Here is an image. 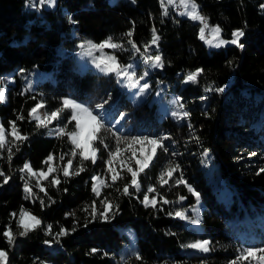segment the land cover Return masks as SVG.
<instances>
[{"label":"trees","instance_id":"16d2710c","mask_svg":"<svg viewBox=\"0 0 264 264\" xmlns=\"http://www.w3.org/2000/svg\"><path fill=\"white\" fill-rule=\"evenodd\" d=\"M196 2L208 23L220 26L221 35L230 36L235 28H242L244 47L227 44L208 49L199 39L200 22L179 14L178 6L166 5L164 15L161 0H56L53 7L40 5L39 0H0V84L6 92V100L0 102V123L9 142L0 149V171L10 177L7 184L0 177V249L8 254L7 264H229L240 249L264 248V173L257 174L264 168V0ZM69 16L75 23L69 22ZM153 28L160 39L147 55H160L163 67L151 68V83L154 88L156 77L167 78V88L177 93L190 113L187 118L160 115L154 101L132 102L115 74L78 65L79 41L85 37L94 41L112 37L123 46L117 51L119 60L132 55L142 60ZM129 31L139 52L128 44L125 34ZM197 69L203 72L195 83L182 81ZM220 87L224 88L221 93L206 91ZM64 94L91 106L109 101L103 109L106 125L112 128L119 121L111 132L101 133L109 150L116 147L113 132L168 137L163 140L166 151L158 148L150 166L139 175V191L129 188L130 196L118 191L123 179L112 183L105 164L108 151L98 142L95 146L101 151L96 163L84 161L83 172L64 177L61 169L71 158L73 146L67 136L38 128L28 115L36 103L42 102L49 113L57 109ZM120 113H125L122 120ZM68 115L65 112L50 124L61 127ZM9 121H15L27 139L12 144ZM73 127L74 122L68 130ZM8 147L13 152L11 161ZM49 154L56 171L46 179L19 171L25 162L33 170H46ZM131 163L136 167L134 160ZM170 163L179 169L161 185L158 178ZM79 166L77 155L69 171ZM94 175L110 185L98 186L99 197L92 191ZM181 176L200 194L199 199L184 184H176ZM54 177L59 184H51ZM25 181L31 196L24 191ZM149 186L156 189V207L141 203ZM181 195L186 199L179 201ZM104 198L114 206L108 222L96 220L84 227L90 219L89 206L96 201L100 208L98 202ZM194 205L199 206L197 214L189 212L187 219L174 215ZM21 207L41 221L26 236L19 235L23 229L16 223ZM193 219L200 222L193 224ZM48 225L52 234L45 235ZM6 227L16 236L12 245L2 235ZM61 227L69 232L57 243L54 235ZM197 240H209L212 250L204 253L186 247ZM134 253L142 259L137 260Z\"/></svg>","mask_w":264,"mask_h":264},{"label":"snow or ice","instance_id":"6c2138e0","mask_svg":"<svg viewBox=\"0 0 264 264\" xmlns=\"http://www.w3.org/2000/svg\"><path fill=\"white\" fill-rule=\"evenodd\" d=\"M133 3H135V0H132ZM175 0H167V4H174ZM56 3V0H39L40 5L47 4L49 7H53ZM180 6L184 8V12L181 13V15H186L190 20L192 21H199L200 22V28H199V39L205 40V42L211 46L220 48L224 45L231 44L235 45L239 48H243L244 45L240 42L241 37L245 36V32L243 29H236L233 30L231 33L232 39L231 40H224L221 38V32L222 29L219 25L215 26H209L208 18L204 15H202L198 9L199 5L196 2V0H180ZM161 7L164 8V15L168 14V9L165 7L164 0H161ZM261 8H264V5H261ZM70 23H75L73 18L71 16L68 17ZM210 28V34L212 39L206 40L205 39V32L206 29ZM128 39V44L131 45L132 49L135 52H139L140 49L137 47L136 43L131 39L132 32L129 31L125 34ZM160 37L157 35L156 29L153 28L151 32V39L148 43L144 45V57H143V63L148 65L151 68H162L163 62L160 55L150 56L147 55L149 48L151 45H156ZM87 46L88 54L91 55L92 51H99L101 52V56L95 58L93 60V63L95 64V67L99 69L100 72L104 73L105 75L108 74H115L116 77L119 78L123 77L126 81V84L130 88H137V85L139 84V80H134L133 78L136 76L135 71H130V69L133 68L131 64L129 65H122L118 62L117 57L115 55H104L103 49L105 48H111V49H119L123 46L120 43L114 42L112 37H108L106 40L102 41L99 44L93 43L91 41L83 42L81 45L82 47ZM229 65H232V61L228 62ZM24 70L21 69V72ZM203 72V69H197L195 72L189 73L186 77L184 82H196L197 77ZM147 75V72H145L143 75L140 76V80L144 78V76ZM150 85L148 83H143L139 86L138 91L135 93L136 96H142L146 90H148ZM214 90L217 93H221L224 91V88H215V89H206V91H212ZM181 98L177 97L173 101L174 104H176L177 110H174L171 112V115L180 120L183 118H187L190 113L187 111H181L184 108V105L179 103ZM204 99V97H202ZM6 100V95L4 90H0V102H3ZM108 100H104L102 103L96 104L95 110L85 106L82 103L77 102L74 99L71 98H63L61 101L60 107L57 109L51 111L50 113H46L43 118H41L39 115H36L37 111L44 107L43 103H37L32 109L29 110V117L33 118L37 124L36 126L47 128L48 124L52 123L54 120H60L62 119V114L65 112H70V115L67 116V123H65L63 126L58 127L56 129L55 134L57 136H67L69 142L73 146L70 150V156L71 158L68 159L67 164L63 166L61 171L63 172V175L65 178L72 176V175H79L81 172H83L85 169L83 167L84 161L91 160L93 164L97 161V154L99 151H101L100 148H98L96 143L98 142L100 145H103V149L108 151V159L105 161V164L107 165V171L111 173V181L114 184L118 179L122 178L121 173L117 171L114 168V162L119 161L121 168L126 169L127 173L130 174L131 180L124 184L122 190L118 189V191H122L123 195H132V193L129 191V188H134L137 191L140 190V182H139V175L145 171L150 166V162L153 160V157L156 153V150L158 148H164L166 151V147L163 144V140L167 139L168 137H149L144 135H136V136H119L116 135L115 132L112 133L113 136L116 138V147L114 150H109V145L105 143V140L102 138L101 133L104 130H107L109 132L112 131V128L116 127V124H119V121L116 122V124L112 125V128L107 127L105 122V115L103 113L104 106L108 103ZM100 110V111H97ZM207 114V113H206ZM125 116V113H120V119L122 120ZM18 120H23V116H17ZM74 122V127L72 130H68L69 125H71ZM9 125L11 128L10 133L8 135H11L13 137V140L11 141L12 144H17V142H23L27 137L22 136L16 126L15 121H9ZM189 128H191V125L189 124ZM194 139H196L194 137ZM9 142L6 139V130L2 124H0V149H4L5 146ZM123 145V147H122ZM136 145H139V151L141 152V157L137 158L136 153ZM148 149L147 152H145V149ZM8 160L11 161L13 152L12 148L8 147ZM19 150L17 146V151ZM79 150V151H77ZM207 152V150H205ZM125 152H130L131 156H125ZM79 155L80 157V166L76 168L74 171H69V169L72 167L73 159ZM254 155V154H253ZM64 159V155L60 156V160ZM53 160V155L49 154L47 157L45 163L48 164V172H40L39 177L40 178H47V176L56 171L55 168H53L50 164V162ZM135 160L136 167L133 168L131 166V162ZM179 169V165L173 166L171 163L169 166L160 174L159 183L161 185H165L168 183V179L172 177V173ZM21 173H24L27 171L29 176H36L37 173L33 171L31 165L29 162H25L22 166V168L19 169ZM264 173V168L259 169V172L257 174ZM0 177H3V183L7 184L10 180V177L5 175L3 171H0ZM165 177H168V179H165ZM21 179H24V176H21ZM92 191L96 194V196H100V188L98 187V184L102 187H110V185L102 180L98 176H92ZM58 178H53L51 181V184L57 185L59 184ZM176 184H184L185 187H187L188 191L197 199H199V193L196 192L190 185L186 183V181L181 176L179 179L176 180ZM37 187H39V182H37ZM24 191L31 196L32 191L29 187V184L27 181H25L24 184ZM41 191H44L43 188H41ZM66 191V190H65ZM156 192V189L152 186H149L147 191L144 193L143 200L141 203L144 204L145 207H156V197L152 196L151 199L149 198L148 193ZM186 197L179 196V201L185 200ZM161 200H163V203L167 204L169 203L168 200L163 199L161 197ZM100 208L97 207V202L93 201V203L89 206L90 207V219L86 221V223L83 225L84 227H87L88 224L92 223L93 221L99 220L102 222H108L110 219L111 214L113 213V204L110 200L107 198H104L102 200H99ZM41 205H44V201H41ZM88 209L86 208L85 211ZM13 217H15V213L11 214ZM66 216L69 215H75V213H65ZM168 215H173L172 212H169ZM176 217H179L181 219H187L185 216V213L183 211H176L174 213ZM19 220H17V227L22 228L23 230L19 232L20 236H26L28 232L38 228L41 224V221L35 217L30 215L23 207H21L20 213H19ZM31 221V223L26 222V218ZM199 219H193L191 223L197 224L199 223ZM52 225L47 226V231L45 232V235L52 234L51 232ZM71 231H76V228L73 227ZM69 230L61 227L59 232L55 233L54 239L56 242H59V237L67 235ZM2 235L6 238L7 243L9 245H12L15 242V234L11 230V228L5 229V231L2 233ZM45 244H50L51 241L45 240ZM211 242L209 240H197L193 243H190L186 245L188 248L197 249L200 252L207 253L211 251L210 247ZM97 249H91V252H97ZM239 254L233 259L229 261V264H245V262H248V264H251L252 261H257V264H264V248H254V247H248L238 250ZM107 255V253H105ZM135 258L137 260H141L142 257L138 253H134ZM8 260V254L5 250L0 249V264H7ZM40 264H44L43 261H40ZM126 264V261H125Z\"/></svg>","mask_w":264,"mask_h":264},{"label":"rangeland","instance_id":"374dc122","mask_svg":"<svg viewBox=\"0 0 264 264\" xmlns=\"http://www.w3.org/2000/svg\"><path fill=\"white\" fill-rule=\"evenodd\" d=\"M178 1L180 3V0H178ZM164 3H165V7H166L167 0H164ZM175 7H177V6H175ZM184 11L185 10H184L183 7H181L180 9L178 8V10H177V12L179 14H181ZM198 11H199V9H198ZM184 16H186V15H184ZM215 25H218V24L217 23H211V24H209L210 27L211 26H215ZM200 26H199V28H200ZM236 29H242V28H235L234 30H236ZM198 34H199V32H198ZM107 38H104V39H102L100 41H94V40H92L90 38L85 37V38H82L79 41V51L77 53V62H78V65L81 68L89 67L92 70H98L99 71V69H97L95 67V64L93 63V60L95 58L101 56V52L93 50L92 53H91V55H89L88 54V51H87V46L85 45L84 47H82L81 45L83 44V42H86V41H91L93 43L99 44L102 41L106 40ZM221 38L224 39V40H231L232 39V36L231 35L230 36H223V35H221ZM205 39L206 40L212 39L211 34H210V28L209 29H206ZM113 41L114 42H117L115 40H113ZM204 42H205V40H204ZM206 45H207V48L208 49L211 48V46H209L207 43H206ZM119 49L105 48V49H103V54L106 55V56L107 55H115L117 57V60H118V62L120 64H122V65H129V64H131L133 66V68L130 69V71H135L136 72V76L133 79L134 80H139V84L137 85V88H130V87H128L127 84H126V81L124 80L123 77L119 78V81L120 82H118V78L116 77V82H117L118 86L120 88H123V89L126 90L127 94L130 97V100L132 102L141 101L143 99H147L148 102L154 101L156 103V107H157L158 112H159L160 115L167 114V113L171 115V112L172 111L177 110V107L178 106L176 104H174L173 101L175 100V98L178 97V95H177V93L172 88H169V87L167 88L168 79L167 78H159V77H156V86L153 88V85L151 83V81L153 79V76L150 74L151 67H149L148 65L144 64L143 63V59L141 60V57L139 55H132L128 60H126L124 62L121 61V60H119L118 54H117V51ZM145 72H147V75H145L144 78L142 80H140L139 79L140 76L143 75ZM184 80H185V78L182 81L184 82ZM143 83H148L150 85V87H149L148 90H146V92L142 96H139L138 97V96L135 95V93L138 91L139 86L142 85ZM0 90H4L5 91V86L0 84ZM5 95H6V92H5ZM63 98H71V99H74L77 102L82 103L85 106H88V107H90V108H92V109L95 110V106L89 105L86 102V100H84V99H80V98L74 97V96H72L70 94H64L62 96V99ZM179 103H180V101H179ZM97 111H100V110H97ZM181 111H185L184 108ZM46 113H49V112H47V110L43 107V108H41V109H39L37 111L36 115H39L41 118H43ZM58 127H60V126L48 124L47 131H48V133H53V132L56 131V129ZM135 147L137 149L136 157L137 158H140L141 155H142L141 152L139 151L140 146L139 145H136ZM147 151H148V149L146 148L145 149V152H147ZM129 156H131V153H130ZM209 164H210L209 162L206 163V165L208 167L210 166ZM131 166L133 168H135L132 165V163H131ZM114 168L121 173V177L123 179L124 184L131 180L130 174L127 173L126 169H122L121 168V165H120L119 161L114 162ZM33 171L37 173V175L35 177L38 178V179H40L39 173L40 172L47 173L48 167H47L46 170H33ZM95 176H98V175H95ZM98 177H100L102 179L101 176H98ZM98 186H99V184H98ZM219 187H220V189L223 190V186L222 185H220ZM147 189H148V187L145 188V192L147 191ZM156 194H157L156 192L148 193L150 199H151L152 196L157 197ZM143 197H144V195L142 196V200H143ZM198 209H199V206L198 205H194V206H190V207H188L186 209L178 210V211H183L185 213V215L188 214L189 212L190 213H194V214L196 213L197 214L198 213ZM30 215H32V214L30 213ZM32 216H34V215H32ZM25 219H26V222L31 223V221H29L27 219V217ZM190 243H193V241H191Z\"/></svg>","mask_w":264,"mask_h":264},{"label":"built area","instance_id":"2783aa9c","mask_svg":"<svg viewBox=\"0 0 264 264\" xmlns=\"http://www.w3.org/2000/svg\"><path fill=\"white\" fill-rule=\"evenodd\" d=\"M170 5V4H169ZM170 6H180V3L178 0H175L174 4H171Z\"/></svg>","mask_w":264,"mask_h":264},{"label":"bare ground","instance_id":"6f19581e","mask_svg":"<svg viewBox=\"0 0 264 264\" xmlns=\"http://www.w3.org/2000/svg\"><path fill=\"white\" fill-rule=\"evenodd\" d=\"M178 8H181L180 6H178Z\"/></svg>","mask_w":264,"mask_h":264},{"label":"crops","instance_id":"0c3cea01","mask_svg":"<svg viewBox=\"0 0 264 264\" xmlns=\"http://www.w3.org/2000/svg\"><path fill=\"white\" fill-rule=\"evenodd\" d=\"M168 5V4H167Z\"/></svg>","mask_w":264,"mask_h":264}]
</instances>
